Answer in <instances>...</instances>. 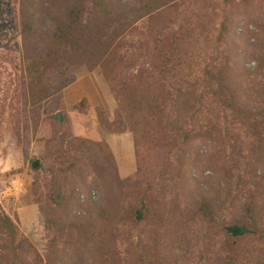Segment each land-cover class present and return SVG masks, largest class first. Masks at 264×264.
<instances>
[{"label": "rangeland", "instance_id": "374dc122", "mask_svg": "<svg viewBox=\"0 0 264 264\" xmlns=\"http://www.w3.org/2000/svg\"><path fill=\"white\" fill-rule=\"evenodd\" d=\"M0 214V264H264V0H0Z\"/></svg>", "mask_w": 264, "mask_h": 264}, {"label": "trees", "instance_id": "16d2710c", "mask_svg": "<svg viewBox=\"0 0 264 264\" xmlns=\"http://www.w3.org/2000/svg\"><path fill=\"white\" fill-rule=\"evenodd\" d=\"M27 29H30V26L29 28L27 27ZM233 96L234 94L230 95V97ZM0 229H2L4 234L6 235L5 241L1 244V248L4 251L9 252L14 260H18V254L20 253L19 250L22 249L20 248V243L18 241V227L15 225L14 221L11 218L6 215L0 214ZM226 229L230 235H233L235 237H241L253 232L247 225L236 223L227 226Z\"/></svg>", "mask_w": 264, "mask_h": 264}, {"label": "water", "instance_id": "95a60500", "mask_svg": "<svg viewBox=\"0 0 264 264\" xmlns=\"http://www.w3.org/2000/svg\"><path fill=\"white\" fill-rule=\"evenodd\" d=\"M33 166L36 168L39 166V160H35L34 163H33Z\"/></svg>", "mask_w": 264, "mask_h": 264}]
</instances>
